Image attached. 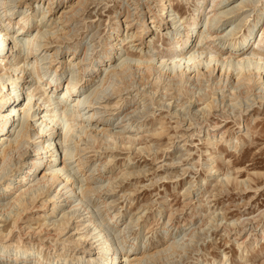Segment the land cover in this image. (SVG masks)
<instances>
[{"label": "rangeland", "instance_id": "1", "mask_svg": "<svg viewBox=\"0 0 264 264\" xmlns=\"http://www.w3.org/2000/svg\"><path fill=\"white\" fill-rule=\"evenodd\" d=\"M5 1L8 2L5 7H12L16 16L23 12L22 16L30 18L29 33L34 36L41 28L46 34L42 45L47 44L48 52H39V59L49 56L50 61V53L60 47L59 54L52 59V64L58 67L64 60L70 62L69 56L74 53L76 60L67 63L61 85L80 70L73 66L76 62L81 61L83 65L80 66L88 68L82 86L94 80L91 77L95 76V82L89 83L88 88L83 90L77 89L71 101L78 96L84 100L95 89L92 87L105 78L110 68L106 66L111 49L108 44L118 28L119 42L115 41L121 49L118 64L123 59L129 62L143 59L157 65L156 56L167 53L171 38L175 35L171 25L165 31L153 28V36L142 52L129 43L131 34L143 24L145 4L151 6L154 13H160L159 0H89L87 6L84 2L79 11L74 12L76 15L62 12H68L70 8L67 7L75 5L78 0H53L51 14L47 15L44 12L47 11L48 0H27L25 4L18 0ZM196 2L167 0L172 7L169 14L186 21L192 16ZM230 4L219 10H227L228 13L229 10L235 11L219 23L217 33L220 36L235 33V39H238L247 34L259 18V26L264 23V0H236ZM42 13L46 15L45 19ZM127 14L130 15L133 30H126V23L119 22ZM4 27V24L0 25V28ZM200 27L201 30L205 28L204 22ZM10 33L13 35L14 30ZM52 34L57 36H53L54 40ZM25 38L22 35L17 39L21 64L29 61L26 56L29 46ZM6 41L7 46H14L12 38ZM252 51L250 49L248 54ZM32 53L35 54V51ZM260 53L264 56V49ZM39 59L42 74L48 76L47 70H50L51 64H48V59ZM136 73L125 84L119 85L121 96L112 97L111 107H99L100 110L95 107L99 112L97 117L102 121L110 118L105 128L117 133L125 125L127 131L131 130L132 133L125 132L126 136L119 139L100 135L99 141L96 139L84 146L82 129L74 128L70 133L65 130L72 121V115L61 118L62 125L57 129L61 141L70 139V150L73 152L77 144L83 146L80 148L86 147L76 157H81L83 161L81 169L77 168L76 159L66 158L67 170L74 181L89 177L96 181L93 186L98 187L94 194L85 197L83 202H87L86 205L82 203L79 207L77 198L70 202L69 199L63 201L64 197L57 212L51 215L53 200H49L54 196L55 189L50 193L40 190V193L34 191L33 195L27 194L28 197L26 200L23 198L21 203H24L23 206L13 202L14 196L21 194L19 191L0 198V205H3L0 206V255L5 249L9 250V253L0 256V264H86L88 260L98 257L95 233L101 229L102 235H107L112 246L109 259L103 264L110 263L111 255L121 257L127 252L138 254L146 250L148 253H159L146 259L147 262L144 260L143 264H264V100L258 98L257 88L234 90L231 82L222 80L220 83L217 79L204 80L202 85H179L169 82L166 75L163 80L162 77L158 79L156 74L148 75L145 72V76H140ZM148 76L151 78L148 79ZM27 89L32 91L31 83H28ZM33 149H30L31 154ZM59 150L61 156L57 154V158L61 160L67 152L73 153L68 149L63 152L61 148ZM17 160L10 161L7 166L5 173L12 172L8 174L11 175L9 178L0 183V195L6 180H16L19 176L16 170L22 163L21 159ZM43 201L51 203L44 208ZM73 208L77 213L72 216L67 232L56 242L51 241L47 234L55 235L51 221L61 220L63 213L70 215L74 212ZM87 212L92 213L94 224L99 222L97 226L101 225L100 230L95 232L90 222L86 224L82 221L89 216L85 215ZM67 220L69 216L64 221ZM43 226L47 229H43ZM10 231L9 237L7 234ZM72 234V239L82 237V245L86 243L83 246H89L82 249L81 244L64 245ZM41 243L49 247H43L40 251ZM15 248H19L21 253L31 252L30 259L24 260L26 263L14 260L11 255Z\"/></svg>", "mask_w": 264, "mask_h": 264}, {"label": "bare ground", "instance_id": "2", "mask_svg": "<svg viewBox=\"0 0 264 264\" xmlns=\"http://www.w3.org/2000/svg\"><path fill=\"white\" fill-rule=\"evenodd\" d=\"M18 1L21 4H25L27 2V0ZM196 1V7L193 11V14L186 21H183V19L181 18L178 19L174 17V15L169 14V8L172 7L167 4V0H159V3L161 5L160 13H154V11H152L150 8L151 6L149 7L148 4H145L147 6L143 8V24L131 34V36L129 37V43H133L132 47L139 48L142 52V50H144L143 47H145L147 43L150 42L148 40H151L153 36V28L156 30L162 29L163 31H165L169 30V27L171 25L173 28L172 32L175 35L171 38L167 53H160L156 56V59H158L157 65L154 64L155 62H151V60L143 59L135 61L130 60V62L127 60L126 62L125 59H123L124 61L122 60V62L118 64V56H120L118 53L121 50L120 48H118L117 43H115V41L119 42L118 37L120 28H118L117 34L110 38L111 42L108 44L110 45L111 49L106 60V66H109L110 68L109 71H107L105 78L97 82L92 87L95 89H93L92 93H89L90 95H87L84 100L81 99V96H78L76 99L71 101L77 89L82 88L83 90L86 87L88 88L89 83L91 84L92 82H95V76L91 77L94 78V80H90L88 84L86 83V85L82 86L81 83L83 82L84 75L87 73L88 68H83L80 66L83 65V62H76L73 64V66L75 68L78 67L77 69L80 70L78 71V73H74V77L71 76V78L66 81V84L61 85L60 81L62 80L68 68L67 63L74 62L76 58H74V53H71V56H69L71 59H69L70 62L64 60L60 62V66L58 67L56 66L57 64H52L54 62V60L52 59L59 54L60 47H57L55 51L50 53V61L47 54L46 55L48 57L43 56V58H40L42 60L48 59L47 61H49V63H46H48L49 65L51 64L50 70H47V73L49 72V75L46 76L45 74H42L38 56L42 52L44 53V51L48 47L47 44L42 45L43 39H45L44 36L47 37L46 34L41 30V28H39L36 32V35L33 36V33L31 34L28 32L29 26L31 24L30 18L22 16L23 12H20V14L16 16L17 13L14 11V9H12V7H5L8 2L5 0H0V11L3 10L2 14L0 15V25L4 24L5 26L4 29L0 28V183L2 182V180L11 176L8 174L12 172V170L9 173H5V171H8L7 166H9V163H11L10 161L17 158L18 160L21 159L20 164L22 163L19 169H15L19 174V176H17V179H7L3 184V189L1 191L2 195H0V198H4L8 193H13L16 190L19 191V193L21 192V194H18L16 192L18 196L17 194L15 195L17 196L16 198L14 196L15 200L13 199V202H16V205H21V203L23 202V198H25L26 200V198L28 197L27 194L31 195L32 193L33 195L34 191L39 192L40 190V192H42L43 190V192L45 193H50L53 189H55L56 192L54 193V196H52V198L49 200H53L51 215L57 212V208L61 204L60 200L64 197L66 198L64 200L62 199L63 201L69 199L70 202L73 199L77 198V203L79 202L77 206L79 207L82 203H85L83 202L85 201V197L96 191L97 189L95 190V188L98 187H94L93 184H96V181H94L93 179V182L87 176V178L85 179L80 178L81 180H78V178L77 182L74 181L72 176L70 175L71 172L69 173V171L67 170V164L65 163L66 158H68V160L76 159L80 152H84V150H86V147L80 148L81 145L77 144L78 146L76 145L74 147L73 150L75 151L73 152L71 151L72 148H70L71 146L69 144L70 139L67 140L66 138H64L61 141V138H59L60 136H58L57 132L58 127L62 125L60 124L61 118L67 114H71L73 116H71L72 121L70 123L68 121L69 124L67 123L68 126L66 127V129H64L67 131V133H70L74 128L82 129V141L84 142L82 145L84 146L89 145V142L92 143V141L95 142L96 139L101 138L99 137L100 135L111 138L115 136L119 139V137H124L126 133H132L133 131L131 130L127 131L125 125L120 127L122 131H118L119 133H114L113 130L105 128V126L109 125L110 118H108L106 121H102L99 117H97L99 112H97L98 110L95 107H98V109L99 107H111L110 104L112 102V97L116 95L121 96L122 90L120 89L119 85L125 84L128 78L131 77V75L133 76L136 72H141L142 74L139 73L140 76L145 72L148 75L156 74L158 75V77L156 76L158 79H161V77L163 78L166 75L165 77L169 80V82H173L176 84L180 83L195 85L201 84V82H203L204 80L211 81L213 79H217L221 83L222 80H226L227 83L231 82L232 89L234 90H250L251 88L256 87L258 95H260L258 98L264 100V56L260 53L264 49V23L259 26V18V21L255 23L254 26L248 29V33L243 34L238 39H235V33L231 34L230 36H220L217 33V30H219V23H221L222 19L226 18L227 15L229 16V14H232L233 12L235 13V11L229 10L228 13L227 10H219L231 5L230 3H234L236 0ZM52 2L53 0H48L46 8L47 11H45L44 14L47 15V13L51 12L52 8L50 5H52ZM84 2L89 3V0H78L76 3H74L75 5L67 7L70 8L69 10L67 9L68 12L63 11L62 14H75L74 12L79 11ZM88 3L85 5L87 6ZM240 5L241 7H244L243 3H240ZM23 8L24 7H22V10ZM44 14L42 17L43 19H45L46 17V15ZM66 19H68V17ZM122 21L126 23V30H133V25L131 24L132 21L130 20L129 14H127V16H125L119 22ZM62 22H64V20ZM202 22H204L205 25V28L203 30H201L200 27V24ZM13 30L14 33L13 35H11L10 32H13ZM22 35L26 36L24 41L29 46L28 50L26 51V56L28 57L27 59H29V61L27 63L23 61L21 64V62L18 60L21 51L20 43L17 42V39ZM47 35L49 36V34ZM54 35L55 34H52L51 38H53ZM62 35L65 36L64 33ZM55 37L57 36L55 35ZM10 38H12L14 41V46H10L11 48L7 46L6 41ZM58 38L60 37L58 36ZM205 46H207V48H205ZM250 49L253 51L251 54H248V51H250ZM34 51L35 54L32 53ZM46 52L48 51L46 50L45 53ZM77 61L79 60L77 59ZM96 71H99V69ZM104 71H106V69ZM234 72L237 73L234 74ZM215 74H217V78L216 76H214ZM149 77L150 76H148V79ZM27 79H30V81L28 82ZM28 83L32 84V91H29V88L27 89ZM75 101L77 103L72 105V103ZM91 111L92 113H90ZM93 123H96V125H93ZM65 139L67 141H65ZM99 140L100 139H98V141ZM79 143L81 144V142ZM33 147L35 148L33 149ZM59 148L62 149V152L63 150L68 149L69 152L71 151L75 155L73 153L69 154L68 152L65 154L64 151V159L61 160V158H57V154L61 156ZM30 149H33L32 154ZM75 162H77V168L80 170L83 166L81 157H78ZM4 173L5 175H7L5 176ZM211 173H213L212 169ZM212 175H214V173ZM75 186H78V188H75ZM101 187L100 189H102V191L105 190ZM110 187H112V185ZM23 188H25V190ZM34 199L36 198L34 197ZM49 201H43L42 207L46 208L47 204L51 203ZM0 206L3 205L1 204ZM5 206L6 205H4V207ZM76 209L78 210L79 208L76 207ZM74 213H77L75 212V209L74 212L72 211L70 215L69 213H63V215L61 214V218L59 217L61 220L51 221V224L53 225L52 227L54 228V230H52L55 232V235L53 234V236L47 232L48 238L52 239L51 241L56 242L57 240H59L60 236L64 235V233L67 232L69 223L71 220H73L72 216L75 215ZM91 214V212H87L85 214L89 215L88 217L85 216L87 220L86 218H84L82 221L86 222V224L87 222H90L91 226L93 225V227L95 228L94 231L96 232L97 230L101 229V225L99 224L100 226H97L99 222L97 224H94V220L91 218ZM68 216L69 220L65 222V217ZM70 216L72 217V219H70ZM14 223L15 221L13 222V224ZM86 224L83 223L82 225ZM13 227L15 226L13 225ZM43 229H47V227H44ZM10 233L12 232L10 231L8 233L9 235L7 234V236L10 237ZM102 233V229L99 232L95 233V238L97 239L95 244L98 243L96 244V248L98 249V257L88 260L86 264H103L102 262H105L107 261V259H109V254L112 251V246L110 241L107 239V235H102ZM71 237H73V234L68 238L67 242H65L64 245L70 246L72 244H81L82 249L89 246H83L86 243L82 245V237H80L78 240H74ZM39 246L41 247L40 251L43 250V247H49H47V245H45L44 243H41ZM170 246L172 245L170 244ZM89 250H92V248H90ZM13 251L14 253H12L11 256L14 257V260H29L30 256L32 255L31 252L21 253V250L19 248H15V250ZM7 253H9V250L5 249L2 254L5 255ZM157 253L159 252L148 253V251L146 250L144 252L141 251L138 254H128L127 252L121 257L115 254L111 255L109 264H143L142 262L144 260L152 257ZM66 261H68V259ZM147 261L148 260H146V262Z\"/></svg>", "mask_w": 264, "mask_h": 264}]
</instances>
